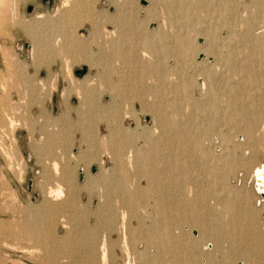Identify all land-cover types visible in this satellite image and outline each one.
Segmentation results:
<instances>
[{"label": "rangeland", "instance_id": "rangeland-1", "mask_svg": "<svg viewBox=\"0 0 264 264\" xmlns=\"http://www.w3.org/2000/svg\"><path fill=\"white\" fill-rule=\"evenodd\" d=\"M80 1L82 2L83 0ZM140 1H83L92 10H100V12L108 14V19L106 17V19L101 18L96 32L90 29V24L86 20L78 21V23L76 21L75 24V20L72 22L66 18L65 13H67V10L65 8L67 7L60 6L61 0H4L3 6L0 5V264H43L40 263V260L46 258V256L40 254L39 247L37 249L36 247L34 248V243L26 232L25 225L33 218L41 221V224L44 221L46 223L52 221L51 228L48 231L58 239L56 242L58 243V253L46 264H124V255L119 250L120 246L118 247L120 238H117L119 237L117 227L119 223H116L118 225H115V230L111 231L108 228V224L105 221L106 218L97 210L98 205L101 206L104 201V199H101L102 201L100 202L98 195L104 191V188L99 181L90 182L88 180V175H98L104 168H110L112 162L109 161V158L98 154L103 159L102 163H99V159L96 157V159L88 163L86 170H84V164L89 161L88 157H84V160L81 159L78 164L73 163L71 160L73 178L72 180L70 179V183L68 182V186L71 185L72 187L67 186L66 188L65 185H62L63 197L51 201L46 196V192L48 186L55 188L56 181L53 177L49 178V181H44L40 172H42L44 165L46 166V161L49 163V158L52 156H48L49 160L47 157L40 159L36 158L32 151L33 148H38L51 141H53L51 144L53 152L51 151V154H56L57 152L56 155H59L58 153L62 152H59V150L62 149L66 155L71 154V156L94 152V150L99 151V153H102L105 149L108 150L107 137L105 138V135L108 136V112L111 109L108 106L111 100L109 92L113 90L110 87V82L117 81L120 78L125 80L120 82L121 84L124 83L123 86L127 85L136 88L134 91L132 89L123 91V86L119 84L122 86L120 87L121 90L118 89L116 91L114 89L117 94H130L125 98L120 95H116V98L115 96L113 98V101L118 103L117 109L120 112L129 111V117L121 121L124 126L133 127L135 124L149 126L153 124L150 114L140 112V99L137 94L146 102L155 104V101H158V103L160 101L159 104L162 107H165V103L168 101L163 96L169 99L180 98L188 104H184L186 110L191 109V103L203 101L202 107L199 109L192 108V112L194 110L195 119L201 122L202 149H207L210 153L208 155L209 158L206 157L205 160L208 163L203 160L205 167L209 166L210 168L206 167L208 170L218 168V170L216 169L218 173L220 170L217 178L222 187H218L215 191L211 189L212 192H206L202 198L205 199L206 204H195L189 209L188 221L186 219V222L184 220L181 224L178 223L173 226L172 229L175 228V234H178L180 239L182 236L186 240L175 243L176 246L183 249L184 256L182 252L174 254L173 257H170L172 264H223V261H230L229 256L232 254L234 238L238 240L239 235L235 237L233 229L224 226V223L227 222L226 212L229 210L221 207V205L225 204L224 200L232 202L234 199L235 207L240 206L237 209H233L236 212L235 216L238 215L236 219L242 216V208L246 211L249 208H253L256 212H262L264 201L253 187V184L250 183L251 181H249L250 178L248 177L253 165L261 164L264 167V115H260V118L259 116L257 117L256 108L251 107L249 109L252 112L248 115L245 114V117H239L234 114L232 121H236L237 125H234V123H229V125L223 120L224 113L229 110L227 99H236L237 102L244 100L239 99L238 94L232 92L233 90H229L228 83H234L235 79H237V74L235 73H231V78L226 82L222 79L224 74L219 76L218 79L216 78L214 94H200L199 87L196 88L197 86L192 84V80L200 76L199 72L212 63V55H208L206 59H203L204 48H206L208 43L210 44L211 40L209 37L206 39L208 28H213V33L217 35L216 41L219 44L217 50L220 52L222 50L221 53H223L225 50L224 45L229 40L227 38L230 33L229 29L233 26L239 29L241 19H249L257 12H260L262 10L260 9L261 3L264 4V0H229L230 4H232L230 6L231 10L234 9L232 13L235 15L234 21L229 27L223 24L214 12L208 13L212 10L213 4H220L223 0H207L208 11L199 12L201 20L193 27L191 26L189 31L185 27L189 24L188 20L180 21H184L186 23L185 26L178 25L177 20L173 18L176 15H173V13L170 15L167 11L168 4L166 2L168 0H146L145 4ZM258 5L260 8H258ZM28 6L31 7L30 10H27ZM56 9L58 12L55 11ZM59 12L63 13L59 14ZM37 14L42 15L36 18ZM37 20L44 23L41 24ZM49 20L58 21L59 23H55L66 27L61 26L63 31L60 30V27H57L56 30L59 33L53 31L55 28L52 25H48L51 24ZM261 21L263 22V19L259 18L257 23L259 22L258 24H260L262 23ZM47 22L48 24H46ZM238 22L239 24H237ZM33 23L36 25L34 30L38 31L35 32L37 35L35 36L37 41H39L37 42V49L31 53L32 39L25 27ZM112 28L123 32L121 42L118 44V46L120 45L119 47L122 46V49L120 48V52L124 55L122 60L112 56L109 46L110 42H108L107 48L101 37L104 30L108 29L109 31ZM71 30H74V32ZM65 32L67 36L72 32L70 33V35L73 34V36H70L71 38L77 35L76 38L78 39L75 40L78 42L72 46L67 40L64 49H62L59 44H53V40L56 34L60 35L59 38L61 37V39L67 37L64 34ZM176 34H188L194 46L192 49H187V61L184 67H181L179 72L177 71L180 76L183 75L181 82L187 77L185 80H187L188 85H185L182 94L167 93V90L163 89L160 78H158L161 70L163 68L168 69L167 67L171 65L169 68H172V70L166 73L165 78L176 80L173 68H178V66L180 68V63L177 62V66H175V61L171 57L176 48L174 40L175 36H177ZM161 35L167 40L166 45L169 46L167 49H174L169 52L170 54L164 53L166 51L165 47L161 45L159 39ZM131 51L134 54L136 53V55H132ZM242 51L246 52L247 50L243 49ZM126 55H131L132 59L137 56L138 60L137 58L134 59L136 65L128 60L125 57ZM111 66H118L119 68L116 72L109 74L108 70ZM82 68L85 69L84 73L77 75L75 71ZM187 74L189 77L186 76ZM69 77L71 82L68 80ZM127 79H129L131 84H128ZM220 79H222V82H218ZM215 89L217 92H215ZM253 90L251 91L254 92L255 90ZM224 95L225 97H223ZM251 95L264 96V94ZM226 96L229 97L227 98ZM78 97L84 98L83 101L80 102L81 98ZM162 98L164 99L162 100ZM224 98L227 99L224 100ZM7 114L9 115L8 117L15 119L16 122L11 128L7 125ZM203 123L205 126L202 125ZM261 125L263 126L261 127ZM246 126H251L250 132L246 130ZM64 127H66L65 130ZM56 133L59 135L61 133V135L54 136ZM224 137H226V140ZM85 149L87 150L85 151ZM210 155L215 158L210 157ZM92 165L96 166L94 173L90 172ZM206 169L204 173L200 170L198 172L192 169L191 173H189V178L191 177L190 184L194 183L193 185H196L197 178L198 181L202 178L203 180L206 179V181H203L205 184H203L208 187L207 184L211 182L213 175ZM80 171L82 172V180H79ZM195 174L197 176L201 175V177H197ZM203 174L205 175L203 176ZM87 181H89V184ZM193 185L189 186L193 187ZM195 188L196 186L192 189L191 200L195 199ZM209 189L208 187L206 190L208 191ZM225 190L229 192H225ZM228 193L233 197L228 195ZM230 196L231 198H229ZM67 200L68 204L65 202ZM60 201H63L62 203L65 204L63 205L65 207L73 204L74 218L69 216V210H67L69 208L65 207L63 208L66 211L62 208V211H64L56 214L51 220L42 216L45 204L48 205V202H50L57 205ZM148 206H145V210L150 212L151 219L142 217V220L140 219L142 224H140V227L156 222V220H152L157 219L155 210L150 205ZM129 222V226L133 227L136 219H132ZM89 237L90 241L91 239L93 241V246L90 249L92 261H88L87 257L89 251L87 243L90 242L87 241V238ZM100 239H105L107 251L106 258H104L105 261L99 263L100 260L96 257L95 246ZM110 243L117 246L113 248V251L110 250ZM50 244L52 242H48V245ZM128 245L127 247L130 248L129 259L131 263L134 261V264L136 251L137 253L144 251L146 259V256H151L155 250L152 242L146 243L145 239L142 238L133 242L130 241ZM255 263L262 264L258 261ZM229 264L235 263L231 260Z\"/></svg>", "mask_w": 264, "mask_h": 264}, {"label": "bare ground", "instance_id": "bare-ground-1", "mask_svg": "<svg viewBox=\"0 0 264 264\" xmlns=\"http://www.w3.org/2000/svg\"><path fill=\"white\" fill-rule=\"evenodd\" d=\"M83 1L86 2V0H83ZM83 1L81 2L80 0L79 1L78 0H71L69 2V0H61L60 6L67 7V8H65L67 10V13H65L66 18L70 19L72 22L75 20L74 21L75 24H76V21L78 23V21L82 22V21L86 20L90 24V27H91L90 29L94 30L93 32H96L99 21L101 20V18H105V17L108 19V14H104V13L100 12V10L99 11L92 10V8H89L88 5H86V3H84ZM3 2H4V0H0V5H2ZM89 2H93V0H91V1L89 0ZM260 3H261V1H260ZM166 4H168L167 11L170 13V15H171V13H173V15H176L175 17H173V15H172V17L177 20L178 25L185 26L186 23L184 21L183 22H180V21L188 20L189 24H187L185 26V27H187L188 31L190 30L191 26L193 27V25H195L196 23L199 22V20H201L200 16H199V12L200 11H208V8H207L208 1L207 0H168L166 2ZM231 5L232 4H230L229 0H223L220 4H217V5L213 4L212 10L208 13L214 12L216 14L217 18L220 19L223 24H225L227 27H229L235 18L234 17L235 15H233V13H232L233 12L232 10H234V9L231 10V7H230ZM258 8H260L259 5H258ZM61 9H62V7H61ZM93 9H94V7H93ZM260 9H262V10L260 12H257L255 15L251 16L249 19H245V20L241 19L239 29H236V26H233L235 28L231 27L229 29L230 33L227 36V38L229 40H227V42L224 45L225 50L223 51V53H221L222 50H221V52L219 50H217V47L219 44L216 41L217 35H215L213 33L214 32L213 28L212 27L208 28L209 30H208V33L206 34V39L209 37V39H211V40H210V44L208 43L206 45V48H204L205 50H204L203 59H206L208 55H212L213 56L212 63L208 64L206 66L207 68H204L203 71L199 72L200 76L197 75L198 77L197 78L195 77V79L192 80V84L197 86L196 88L199 87L200 94H214L215 81H217L216 78L218 79L219 76L224 74L222 76L223 78L222 77L221 78L224 79V81L226 82L229 80V78H231V73L237 74V79H235L236 81H234V83H232V82L228 83L229 90H231V91L233 90L232 92H234L235 94H238L239 99H244V100L241 102L240 101L237 102L236 99H234V98H233L234 100L227 99L229 96L228 97L226 96L227 97L226 99L228 100L227 101V107L229 108V110H227L224 113L223 120L226 121V123H228V124L234 123V125H235L236 121H234V120L232 121V119H234V117H233L234 114L235 115L237 114V116H239V117L240 116L245 117V114L248 115L250 112H252L249 109L251 107L256 108L255 112L258 113L257 117L259 116V118H260V115L261 116L264 115V98H263L264 96L251 95V94H264V4L261 3ZM55 11H57V9ZM61 11H64V10H61ZM61 13H63V12H61ZM61 13L59 12V14H61ZM65 14H63V15H65ZM41 15L42 14H37L36 18L41 17ZM226 15H228L229 17ZM61 17H63V16L61 15ZM259 18L263 19V22L261 21L262 23H260V24H258L259 22L257 23V20ZM62 20H60V21L62 22ZM38 21L41 24L44 23L40 20H37V22ZM189 21H191V22H189ZM50 22H51V24H48V22L46 24L54 26L55 29L53 31H57L56 30L57 27H60L61 28L60 30H62L61 26H65L62 24L59 25V24L55 23L58 21H55V22L50 21ZM236 22H237V20H236ZM236 22H234V23L236 24ZM237 24H239V22ZM34 26H36V25L33 23V24H29L25 27L26 31L28 33H30V35L29 34L28 35L31 36V39H32V48H31L32 51H31V53L33 52V50L37 49V42L39 41V40L37 41V39H36L37 35L35 34V32H38V31L34 30ZM38 27H36V28H38ZM70 28H67V29H70ZM65 31H67V30H65ZM72 32H74V30ZM72 32H70V33H72ZM70 33H69V35H68L69 37H68L66 32H65L64 34H66L65 36H67V37L64 36L65 38H63V39H61V37L59 38L60 35L58 36L56 34L55 39L53 38L54 39L53 44H55V43L59 44V46L62 49H64V45L68 40L69 41L68 43L73 46L75 43L78 42L75 40L78 38H76V36H77L76 34H74V35H76L75 37L71 38L70 36H73V34L70 35ZM122 33H123L122 31H119L116 28L115 29L112 28V30H109V31H108V29L104 30L102 35H101L102 40L107 45V48H108V42H110L109 46L111 48L112 56L114 58H121L119 60H122L124 57V55H122V53L120 52V48L122 46L121 47H119L120 45L118 46V44H120V42H121ZM176 35L177 36H175V39H174L175 44H176L175 50L172 48L167 49L169 47L168 45H166L167 40H165V37H163L162 35H161V37H159L161 45H164L165 50H166V51H164V53L170 54L169 52L170 51L172 52V50H174L173 55H171V57H173V59L175 61L174 65L177 66V62L180 63V68L178 66L179 69L175 68V67L173 68V70H174L173 74L176 75V80L168 79V77H167V79L165 78L166 73L170 72L172 70V68H169V66H171V65H169V66L167 65L168 69L163 68L164 70L162 69L163 71L161 70V72H160L161 73L160 75H162V76L160 77V75H159L158 78H160L159 80L163 84V89L167 90V93L182 94V92H184L185 85L186 86L188 85L187 80H185V78H187V77H185L183 79V81L181 82V78H183L182 77L183 75L180 76L178 74V72L181 69V67L182 68L184 67L185 62L187 61V54H188L187 49L188 48L192 49V47H194V46H193V43L190 40L188 34L187 35L176 34ZM220 47H222V46L220 45ZM243 49L247 50V51L246 52L242 51ZM121 51H123V50H121ZM241 53H243V54H241ZM133 54L134 53L132 52V55ZM239 54H241V55H239ZM134 55H136V53ZM125 57H127L128 60L132 61L134 63V65H136V62L134 61V59L137 58V56L136 57L134 56L133 59L131 58V55L130 56L126 55ZM137 60H138V58H137ZM114 63H115V61H114ZM217 65L220 67H218ZM118 66L109 67L108 73L111 74V73L116 72V70L119 68ZM162 67H164V66H162ZM159 68H161V67H159ZM158 71H160V70H158ZM186 76H188V74ZM192 77L194 78L193 75H192ZM123 78H125V77H123ZM172 78H174V77H172ZM222 79L218 80V82L219 81L222 82ZM68 80L71 82L70 77ZM122 80L123 79L120 78L117 81H111L110 82V87L113 90L110 91V88H109L111 100L108 103V106L111 109H110V112H108V130H107L108 136L105 135V138L107 137V139H106L107 141L106 140L105 141L107 143L108 150L105 149L102 151V153H99V151L97 152V150H94V152L92 151V152H88V153H81V154H78L75 156H71V154L66 155V153L62 149V150H59V152L62 151L61 153H58L59 155H56L57 152H56V154L53 153L56 156H58V157H56L55 155L51 154L53 152L51 149V144L53 141H51V142H46L44 145H42L38 148L37 147L33 148L32 151L34 152L36 158L38 157V158L42 159V158L47 157V159H48L49 155L52 156L51 158H49L50 160L48 159L49 163H48V161H46V163H47L46 166L43 164L44 167L42 168V172H40V173H42L40 175H42V177L44 178V181L45 180L49 181L50 180L49 178H51V177H53V179L56 181L55 188H52L49 186L47 188L46 196L49 197L51 201L52 200H58L61 197H63V191H62L63 188L61 189V186L65 185L67 188L68 182L70 181V179L72 180V178H73V175L71 172L72 171L71 165H70L71 160L73 161V163L78 164V162L81 161V159H83L84 157H86V158L88 157L89 161H87V162L85 161L86 164H84V166H85L84 170H86V166L88 165V163L91 162V160L96 159V157L99 159V163H102L103 159H102V157L98 156V154L101 156L109 158V161L112 162L111 163L112 165L110 166V168H107V169L104 168L103 170H101L100 173H98V175H93V176L88 175V180L90 182L99 181L101 183V186H103V188H104V191L100 190L102 192H101V194L100 193L98 194L100 197V202L102 201L101 199H104V201H103V204L101 206L98 205L97 210L100 212V214L104 215V218H106L105 221L108 224V228L111 231L115 230V228H116L115 225L116 226L118 225L116 223L117 222L119 223V226H118L119 229L117 227V230L119 232V237H117V238L118 239L120 238V240H119V245L118 244L117 245H118V247L120 246L119 250H121V253H123V255H124V258H125L124 264H132L134 262L133 258H132L133 260L131 259L133 261L132 263L129 259L130 258L129 257L130 256L129 255L130 254L129 253L130 248H128L127 245H128V242H130V241L133 242L135 240H138L139 238L145 239L146 243L152 242L155 246V250L152 253L153 256L152 255L146 256L147 257L146 259L144 256L145 255L144 251H141L138 253L136 251L135 264H172V260L170 257H173L174 254L175 255L180 254V252H182V250H183V249H181V247L176 246L175 243L182 242V241L186 240V238H184V237L182 238V236L180 239V236L178 234H175V232H174L175 228L172 229L173 226H175L178 223L181 224V222L184 220H185L184 222H186V219L188 221L189 209L192 208L195 204H197V205L198 204H204V205L206 204L205 199H202L204 197V194H206V192H210L211 189H214L213 191H215V189H217L218 187L219 188L222 187V184H220V181L217 178V176H218L217 174L220 173V170L218 173V171H217L218 168H212L211 167L212 169L208 170V169H206V167H209V166L205 167V162H207V161H205L206 157H208V155L210 153H209V150L206 149L207 150L206 151V150L202 149L203 147L201 145L203 143V138H202V133H201V131H202L201 130V128H202L201 122H198V120L195 119L196 116L194 117V115H195L194 110L192 112V108L193 109H197V108L199 109L200 107H202L203 101L202 102L201 101H197V102L195 101L193 104L191 103L190 104L191 107L189 106L191 109L186 110L184 108L185 107L184 104H186V103L183 102L180 98L169 99V98H166L165 96H163L168 101H167V103H165V107H162L161 104H159L160 101H159V103H158V101H155L156 102L155 104H153L152 102H146V101H143L144 99L139 94H137L138 98L140 99V100L138 99L140 101V103H139L140 112L150 114L152 121H153L152 122L153 124H151L149 126H147V125L139 126L138 124H135V126H133V127L124 126L121 123V121L123 119L125 120L126 118L129 117V111H124L123 113L120 112L117 109L118 103L113 101V98H114V96L116 98V95H120L123 98L130 95V94H117L115 92V90L117 91L118 89H120V87L123 86L124 83L123 84L120 83ZM127 80H128V84H131L129 82V79H127ZM124 81L125 80H123L122 82H124ZM119 84H121L122 86H120ZM223 87H224V85H223ZM122 88H123V91H125L126 89H129V90L132 89L133 91L136 90L135 87L127 86V85H124ZM225 90H226V88H225ZM251 90H253L254 92H252ZM85 91H87V90L85 89ZM259 91H261V92L259 93ZM160 92H159V94H160ZM215 92H217L216 89H215ZM161 95H162V93H161ZM83 96H85V95H83ZM223 97H225V95ZM78 98H81V97H78ZM164 98H162V100ZM83 99L81 98L80 102L83 101ZM226 99L224 98V100H226ZM158 100H160V99H158ZM203 100H204V98H203ZM187 101H188V99H187ZM204 102H205V100H204ZM163 105H164V103H163ZM186 105H188V104H186ZM208 110H209V108H208ZM8 116L9 115L7 114V117L6 116L5 117L7 118V121H8L7 125L11 128L14 124H16V122H15V119L8 117ZM6 118H4V119H6ZM197 118H198V116H197ZM245 124H246V122H245ZM202 125L205 126L204 123ZM262 126L263 125H261V127ZM65 128L66 127H64V130H65ZM235 128H237V127H235ZM245 128L248 132H250L251 126H246ZM60 131L62 132V130H60ZM56 135L60 136L61 133H60V135L58 133H56L54 136H56ZM224 139L226 140V137H224ZM96 141H98V140H96ZM86 150L87 149H85V151ZM194 156H195V158H194ZM212 156L210 155V157H212ZM212 158H215V157H212ZM214 161H216V160H214ZM216 167H218V166L216 165ZM192 169L197 170L198 172L200 170L203 173H204V170L206 169L207 171L212 173V175H213L212 179L213 180L211 179L210 180L211 182H210L209 181L210 178H209L208 181L210 183L207 181L209 183L207 185L210 188L208 191L206 190L208 187L206 185H204L205 182H203L204 180L206 181V179L203 180L201 178V180L199 179V181H198V178H197L196 185H193L194 183L190 184V178L191 177L189 178V175H190L189 173H191L190 171H192ZM79 170H81V169H79ZM194 173H196V172H194ZM204 175L205 174H203V176ZM199 176L201 177V175H199ZM199 176H197V177H199ZM248 178H250V180H249V181H251L250 183L253 184V187L256 189L257 193L260 194V196L263 198V201H264V167H263V165H261V164L253 165V167L250 170ZM142 179H144V180H142ZM141 180L143 181V183ZM192 180H191V182H192ZM89 181H87V183ZM223 183H225V182H223ZM189 185H193V187H191ZM195 186H196V188H195L196 196H195V199L191 200L190 195L193 194L192 189ZM68 187L71 188L72 186L70 185ZM81 187H82V185H81ZM89 187H90V185H89ZM87 188H88V186H87ZM90 189H92V188H90ZM227 189H228V187H227ZM92 191H94V190H92ZM226 191L229 192L228 190H225V192ZM235 193H237V192H235ZM93 194H95V193H93ZM223 194H226V193H223ZM228 195H231V194L228 193ZM231 196L229 198H231ZM234 196H235V194H234ZM192 198H193V196H192ZM219 200L221 201V199H219ZM233 200H232V202L229 200H226V201L224 200L225 204H223V206L220 204L221 207L229 209L228 212H226L227 213V222L224 223V226H228V228L231 227V229L234 228L233 226H235V225H233V222L235 221L236 216H238V215L235 216L236 212L233 209L234 208L237 209V207H240V206L235 207L236 203ZM44 202H45V200H44ZM62 202L63 201L58 202L57 205L56 204L54 205L50 202H48V205L47 204H45V206L43 205L44 206V208H43L44 212H43L42 216H44L45 218H48V220L53 219L56 214H58V213L60 214V212H63L65 210L63 208V207H65V206H63L65 204H63ZM65 202L67 203L68 200ZM197 202H199V203H197ZM148 205H150L155 210L157 219H152V220H156L157 223L152 222L151 224L149 223L145 227H140V224H141L140 219L142 220V217H148L149 220L151 219L150 212L145 210L146 209L145 206H148ZM72 206H73V204H71V206H68L65 208H69V209H67V210H69L68 211L69 216L74 218L75 212L72 210L73 209ZM263 207H264V202H263ZM62 208L64 209L63 211H62ZM142 209H144L145 211ZM227 209H226V211H227ZM242 209H241V212H243ZM42 216L40 217L41 219H42ZM241 217L242 216H240V218ZM132 219H134V220L136 219V222H135L133 227H130L129 221ZM229 220H230V222H229ZM44 223H46V222L44 221ZM44 223L42 222V224H43L42 225L41 221H37L33 218L31 221L29 220L25 226H26V230H27L26 231L27 235L29 236L30 240L34 243V248L36 247V249H37V247H39L38 249L41 252L40 254L43 256H46V258H42L40 260V263L46 264V263H48L47 261L51 260L58 253V248H57L58 243H56L58 241V239L55 236H52L51 232L48 231L49 228H51L50 225L52 224V221H50V223L49 222L46 224H44ZM198 224H199V222H198ZM199 225L201 226V224H199ZM203 225H204V223H203ZM236 227H238V226H236ZM48 239H50V240H48ZM60 241H62V240H60ZM87 241H90V237L87 238ZM104 241H105V239H102V240L100 239V241L97 242V244L95 246L96 255H97L96 257H97V259L100 260L99 263L102 261L104 262L105 261L104 258H106L105 255H106V251H107V248H106L107 246H106V243ZM140 241H141V239H140ZM48 242H52V244L48 245ZM117 243H118V241H117ZM87 246L89 248L88 255H87L88 261H89L92 258V253L90 250L91 246H93L92 239L90 242L87 243ZM108 246H109V244H108ZM115 246L113 243H110V250L113 251V248H115ZM108 250H109V247H108ZM130 252H131V250H130ZM112 253H111V255H112ZM182 254H183V252H182ZM183 256H184V254H183ZM244 256H245V254H244ZM244 256H243V259H244ZM248 257H247V259H248ZM250 260L251 259H249V261ZM249 261H247L248 263L246 262L245 264H249L250 263ZM223 262H222L223 264H226L227 261L226 262L223 261ZM100 264H102V263H100ZM227 264H228V262H227Z\"/></svg>", "mask_w": 264, "mask_h": 264}, {"label": "crops", "instance_id": "crops-1", "mask_svg": "<svg viewBox=\"0 0 264 264\" xmlns=\"http://www.w3.org/2000/svg\"><path fill=\"white\" fill-rule=\"evenodd\" d=\"M233 225L234 236L239 235V237L238 240L234 238L230 261L233 260L235 264H245L251 259L249 264H256V261L264 264V207L262 212H256L253 208L243 210L242 217L235 219Z\"/></svg>", "mask_w": 264, "mask_h": 264}, {"label": "water", "instance_id": "water-1", "mask_svg": "<svg viewBox=\"0 0 264 264\" xmlns=\"http://www.w3.org/2000/svg\"><path fill=\"white\" fill-rule=\"evenodd\" d=\"M140 2H141L142 4H145V3H146V0H141ZM30 9H31V7L28 6V7H27V10H30ZM84 71H85V69L82 68V69H78V70H76L75 73H76L77 75H81L82 73H84ZM95 171H96V166L92 165V166L90 167V172L94 173ZM79 180H82V172H81V171H80V173H79Z\"/></svg>", "mask_w": 264, "mask_h": 264}, {"label": "built area", "instance_id": "built-area-1", "mask_svg": "<svg viewBox=\"0 0 264 264\" xmlns=\"http://www.w3.org/2000/svg\"><path fill=\"white\" fill-rule=\"evenodd\" d=\"M262 200H263V198H262Z\"/></svg>", "mask_w": 264, "mask_h": 264}]
</instances>
